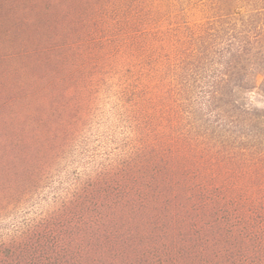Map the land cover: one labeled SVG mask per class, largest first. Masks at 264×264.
Listing matches in <instances>:
<instances>
[{
  "label": "rangeland",
  "instance_id": "rangeland-1",
  "mask_svg": "<svg viewBox=\"0 0 264 264\" xmlns=\"http://www.w3.org/2000/svg\"><path fill=\"white\" fill-rule=\"evenodd\" d=\"M0 264H264V0H0Z\"/></svg>",
  "mask_w": 264,
  "mask_h": 264
}]
</instances>
